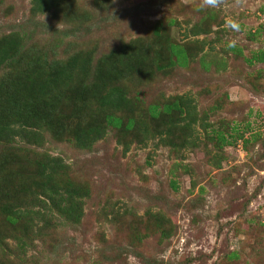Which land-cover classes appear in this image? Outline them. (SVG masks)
<instances>
[{"label": "rangeland", "instance_id": "1", "mask_svg": "<svg viewBox=\"0 0 264 264\" xmlns=\"http://www.w3.org/2000/svg\"><path fill=\"white\" fill-rule=\"evenodd\" d=\"M104 1L59 0L55 11L35 14L31 0H0V36L19 32L24 47L48 59L88 52L90 69L83 80L88 86L99 75L90 71L95 63L101 74L110 60L117 64L122 51L128 54L124 58L142 59L149 73L125 78L120 85L143 104L188 100L194 141L176 150L179 140L172 132L164 138L170 144L158 141L155 133L143 140L131 135L125 148L110 131L89 149H79L71 141L79 118H69L71 102L65 100L68 96L71 101V91L56 88L49 122L35 128L39 143L14 137L0 142V155L10 157L13 170L19 167L30 183L34 177L29 171L45 156L68 164L74 180L88 186L81 221L34 235L24 256L7 238L2 261L264 264V62L251 60L256 51H264V0H218L215 7L203 0ZM162 18L175 20L166 32L176 45L203 44L186 66L154 68L153 60L163 56L162 47L151 43L150 29ZM204 27L209 34L191 35ZM171 118L182 123L178 115ZM211 128L230 144L218 145ZM13 186L15 182L1 179V192ZM13 193L9 199L14 201L18 196ZM156 213L171 226L168 239L159 240L152 217ZM131 231L142 237L140 242L131 238Z\"/></svg>", "mask_w": 264, "mask_h": 264}, {"label": "trees", "instance_id": "2", "mask_svg": "<svg viewBox=\"0 0 264 264\" xmlns=\"http://www.w3.org/2000/svg\"><path fill=\"white\" fill-rule=\"evenodd\" d=\"M107 1L109 0L104 3ZM31 3L32 11L41 14L55 11L59 0H31ZM165 18H162L164 21H153L150 29L153 35L151 43L155 47H162L159 49L160 53H156L164 57L153 60L157 70L174 65L186 66L203 47L198 40L176 45L166 32L171 27L169 24L175 25V20ZM209 33L208 27H204L202 33L191 35L195 37ZM23 37L19 32L0 36V142L7 143L18 137L30 144L39 143L38 130L42 128V123L49 122L48 110L50 111L53 105V92L56 88L71 91V101L68 96L65 100L71 102L68 104L69 118H79L73 125L71 140L79 149H89L110 131L118 134L117 138L126 145L125 148L129 145L126 140L130 139L131 135L143 140L152 139L155 133L158 141L167 144L168 141L164 140L166 132H172L179 140L174 144L176 150L194 141L190 131L194 112H190L193 106L188 100L157 99L143 104V101L129 97V92L120 85L121 80L125 78L134 75L138 78L141 73H149L146 72V67L142 66V59L137 58L134 62L124 58L128 54L122 51L117 64L110 60L101 74L97 73L101 66L95 63L94 70L90 71L93 76L99 75L88 86L83 84L90 69L91 56L88 52L75 51L64 58L48 59L42 53L33 54L29 45L24 47ZM251 60L264 62V51H256ZM19 73H23V79H20ZM174 114L180 117L181 124L173 121L171 117ZM59 127H62L61 123ZM65 127L70 128L68 124ZM210 132L218 145L230 144L220 130L211 128ZM238 136L243 137L241 134ZM10 161L11 158L7 155H0V182L1 179L3 182H15L16 186H13L11 191L5 188L1 192L0 188V249L3 250L0 261L7 251V238L15 241L19 252L24 256L27 242H32L34 235L41 236L47 230L55 231L60 224L77 226L82 217V199L88 195L87 184L74 180L69 165L57 158L45 156L42 161L35 163V167L29 171L34 177L31 183L22 179L19 167L16 171L13 170ZM171 186L175 189L173 181ZM14 191H19L20 194L13 193ZM12 193L16 194L18 199L10 200ZM152 217L159 240L168 239L172 229L167 220L160 213L153 214ZM131 238L140 242L142 237L134 236L131 231ZM1 264H7L6 259Z\"/></svg>", "mask_w": 264, "mask_h": 264}, {"label": "clouds", "instance_id": "3", "mask_svg": "<svg viewBox=\"0 0 264 264\" xmlns=\"http://www.w3.org/2000/svg\"><path fill=\"white\" fill-rule=\"evenodd\" d=\"M218 0H203L204 5L209 7H215L217 5ZM235 27V25H232Z\"/></svg>", "mask_w": 264, "mask_h": 264}]
</instances>
